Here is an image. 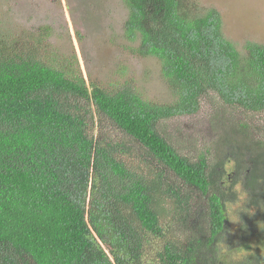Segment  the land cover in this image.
<instances>
[{"label":"trees","instance_id":"trees-1","mask_svg":"<svg viewBox=\"0 0 264 264\" xmlns=\"http://www.w3.org/2000/svg\"><path fill=\"white\" fill-rule=\"evenodd\" d=\"M121 1L171 103L71 76L0 32V264H264V43L239 51L192 0ZM207 97L209 140L160 128Z\"/></svg>","mask_w":264,"mask_h":264},{"label":"rangeland","instance_id":"rangeland-1","mask_svg":"<svg viewBox=\"0 0 264 264\" xmlns=\"http://www.w3.org/2000/svg\"><path fill=\"white\" fill-rule=\"evenodd\" d=\"M201 11L220 12L224 35L239 51L252 40L264 43V0H192ZM127 8L121 0H0V32L18 41L39 45V57L69 75L94 79L110 91L130 83L150 101L165 104L174 99L155 57H142L134 50L138 42L124 35ZM212 103L203 98L199 112L183 120L161 123L167 132L188 124L198 133L199 143L210 139ZM264 113L256 120H263ZM98 114L94 120L98 125ZM190 124V125H189ZM100 131V126L98 125ZM112 138L135 145L109 124ZM98 130H96L97 132ZM190 133V132H188ZM130 144V145H131ZM136 157V154H134ZM238 203H241V201ZM239 204H235V207ZM148 261H155V250H146Z\"/></svg>","mask_w":264,"mask_h":264}]
</instances>
